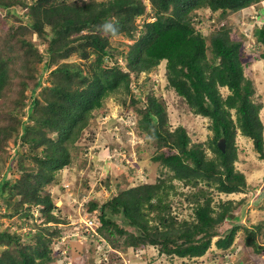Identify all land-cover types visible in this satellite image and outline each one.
<instances>
[{
    "label": "trees",
    "instance_id": "obj_1",
    "mask_svg": "<svg viewBox=\"0 0 264 264\" xmlns=\"http://www.w3.org/2000/svg\"><path fill=\"white\" fill-rule=\"evenodd\" d=\"M147 1L0 0V6L11 7L8 12L19 19L0 33V197H5L0 216L18 215L20 226H31L24 238L0 222V247L4 246L0 264L55 262L51 256L55 237L60 238L67 228L54 227L62 219L53 212L55 201L46 187L61 182L58 171L72 163L71 152L80 141L88 145L85 139L95 111L102 108L106 97L120 91L130 95V104L140 114L138 135L146 132L155 138L153 160L170 182L161 176L141 184L121 181L116 184L122 188L119 192L89 200L91 210L101 209L99 232L116 249L112 257L122 264L121 251L147 244L157 245L171 260L201 257L213 245L225 253L239 229H244L247 245L264 251V219L251 225L240 221L249 197L221 199L216 208L207 195L211 187L226 194L250 190L245 173L235 166L238 131L251 138L264 157L260 115L264 103L255 101L256 88L243 62L248 52L264 59V28L253 30L262 46L247 48L228 31L206 36L197 24L204 23L205 15L197 14L196 21L190 14L208 6L222 10L224 16L227 10L242 11L262 0ZM26 6L21 14L18 7ZM147 11L154 19L147 18ZM105 23L115 30L105 29ZM32 31L48 42L46 54L31 40ZM125 37L135 41L128 44ZM73 54L79 61L69 60ZM163 60L168 86L192 112L209 118L212 135L206 141L192 143L185 126L171 127L163 101L154 94L140 104L141 78L147 79ZM46 72L48 84L43 78ZM226 87L229 92L224 95L222 88ZM221 138L226 141L224 150L218 145ZM22 147L25 152H20ZM207 148L213 156H207ZM87 162L84 158L82 166ZM138 165L135 162L128 168L130 180ZM87 178L93 184L85 174L86 184ZM174 179L199 187L186 196L193 203L192 219L174 214L169 200ZM102 181L110 188L112 178ZM202 182L208 189L200 186ZM225 221L230 225L221 229ZM26 238L35 243L27 244ZM88 244L85 255L90 256L94 249Z\"/></svg>",
    "mask_w": 264,
    "mask_h": 264
},
{
    "label": "rangeland",
    "instance_id": "obj_2",
    "mask_svg": "<svg viewBox=\"0 0 264 264\" xmlns=\"http://www.w3.org/2000/svg\"><path fill=\"white\" fill-rule=\"evenodd\" d=\"M147 1V0H146ZM251 7V6H250ZM11 8V7H9ZM9 8H5L0 6V33L2 30H6L10 25L19 23V19L16 16H13L8 12ZM21 14H24L27 6L24 8L18 7ZM264 11V2L256 4L254 8H244L242 11H231L227 10L225 15L223 16L222 10L213 11L210 7L205 6L198 9H194L190 12L191 17L193 19H197L198 15L204 14V23L197 22V24L201 27L202 33L206 36H215L217 34H224L225 31L229 32V35L235 41H243L245 47L253 48L250 45V42L256 41L255 39H248L243 35L241 27L244 26V22L247 23L249 15L247 14L251 10ZM150 11V8H148ZM149 11H147L149 13ZM247 12V13H244ZM259 15L263 17H259L258 19H251V25L256 24V26H260L264 24V13H259ZM145 16V15H144ZM152 14L149 13L147 18L149 20L154 19ZM142 17H138L141 19ZM212 18V20H211ZM140 27L141 20H138ZM256 20V23L253 21ZM197 21V20H196ZM31 40L36 43L37 46L40 47L41 51L46 54V48L48 46V42L46 40H39L40 36L36 31H32L29 34ZM256 36V35H254ZM257 37V36H256ZM125 42L133 43L135 40L125 37ZM248 44V45H247ZM248 52L244 57V72L247 77H249L255 88L256 92L253 95L256 102L264 103V62L258 60V56L256 53H252V55ZM79 57L77 54H73L69 60H78ZM122 63H124V59H120ZM42 66V65H41ZM55 65H53L54 67ZM165 72V61L161 62L158 66L157 70H152L150 72V76L146 79L145 76L141 78V81L144 82L143 85V94L140 104L145 103L147 96L149 94H154L158 99L162 100L168 114L169 122L171 123V127H176L178 125H183L187 128L192 143L193 142H201L206 141L211 135L210 129V120L208 117L203 116L201 114H197L192 112L184 99L177 94L174 88L168 86L167 80L164 76ZM43 78L45 80V84H48L49 81L48 73H43ZM153 90V91H152ZM223 94H228V90L226 88H222ZM131 103V97L129 94L124 93L122 91L112 94L104 100L102 108L95 111L94 117L90 121L89 132L86 137V142L88 143H96L98 147H96L97 155L99 156L98 160V168L93 166L96 169L97 173H93L92 168L89 169L90 162H87L86 166H82L84 162V158L92 159V155L86 156V149L82 142H79L78 149L72 151V163L64 166L58 174L60 176L61 182L56 184H49L46 187V192L49 191L52 199L55 201V205L58 206L53 211L55 214H60L64 218L66 216H79L81 213L79 207H77L76 203L73 201L75 196H78V199L85 194L84 189L90 190L88 193L91 198L101 199L106 198L109 194H111V190L115 192H119V189L116 184L118 182H125L126 185H133L135 182L130 180L128 177V168L133 167L135 162H137L138 169L135 171V174L138 170H143L145 175L147 174L148 181L154 182L158 178L163 177L166 179L167 183L170 182L169 177L166 174H162L161 165L159 162L153 160V156L156 154L155 146V138L149 136L146 132H143L142 135H138L139 131V118L140 114L138 110H136L135 104ZM138 106V105H137ZM134 111L136 115L137 122L132 128L129 127V131L131 135L127 134V128L123 126L120 122L124 121L123 118L127 119L130 115V111ZM102 112H107L103 115ZM105 116V117H102ZM261 119L264 123V105L260 111ZM26 115L22 116V120H26ZM126 128V129H124ZM264 134V131H263ZM236 143L238 145V153L239 158L235 163L237 169L243 171L247 177L248 185L251 186L250 190L244 193H221L217 191L216 188H209L206 186L204 182L200 184V186L208 189L207 195L212 196L213 205L216 208L218 207V201L221 199L224 200H240L243 197H249V201L246 204L243 216L240 221L245 223L246 225L254 224L255 222L261 221L264 219V157L260 156V153L254 148V143L251 138L243 135L240 131H238L236 136ZM104 144L106 146H110V148L114 149L117 147L120 150H124L125 152L122 156L114 155L113 160L104 159L100 152L104 148ZM92 147V146H91ZM8 148V147H7ZM11 152H15L13 148L9 147ZM25 147H22L20 152H25ZM207 156H213V151L209 148L206 149ZM122 159L124 161H122ZM125 163V164H124ZM124 164V165H123ZM91 174L92 177L94 175L98 176V179L102 174L104 176L102 179L93 182H89L87 178V184L85 180V174ZM88 174V175H89ZM112 178V184L110 183V188L104 186L103 179L107 180V178ZM88 182L90 186H88ZM98 182L96 186L95 183ZM175 184L174 189H170L169 200L172 202V207L174 210V214L178 215L179 219H192L193 212V203L188 202L186 196L188 193L195 192L198 190L197 188H192L190 186H185L182 181L178 179H174L172 181ZM108 186V185H107ZM260 197V198H259ZM3 198L0 197V202H3ZM259 198V201H258ZM103 200V199H102ZM258 201V202H257ZM234 204V203H233ZM99 209V207H97ZM239 209H236L234 212L236 213ZM66 215V216H65ZM70 216V217H71ZM69 218V217H68ZM21 218L16 215L14 217L8 218L7 216H0V222L4 223L6 226L11 228H16L17 231L23 232L28 230L31 226L26 225L25 230H23L20 226ZM0 223V224H1ZM62 227H66L64 223L61 224ZM230 225L225 221L224 225L221 229H224ZM3 228V226H2ZM32 230H35L32 229ZM76 232H72L69 241L70 244V254H72V264H85L86 260V244L85 240L80 237ZM25 238V235H23ZM214 239V238H213ZM26 243L34 244L35 239L29 238ZM63 242V241H62ZM62 242L59 244V247H62ZM95 244L99 245V241L95 240ZM89 245V244H87ZM155 247V248H154ZM157 246H147L146 257L144 259H134L131 256H135V253L132 252L131 248L129 250L121 251L122 257L121 259L126 260L128 264H264V251L256 252L252 246L247 245L246 236L244 229H239L238 234L233 242V245L225 251L216 248L215 245L208 249L207 252L201 256L196 258L189 257H175L171 260L165 254H160L157 252ZM4 246L0 247L1 249ZM154 248V249H152ZM113 250L109 251L104 257L100 258L96 254H100L101 251L95 249V259L96 261L107 260V264H119L120 259L113 258ZM91 257H94L92 253H90ZM131 260V261H130ZM84 261V262H83ZM83 262V263H82ZM88 263V264H93Z\"/></svg>",
    "mask_w": 264,
    "mask_h": 264
},
{
    "label": "built area",
    "instance_id": "obj_3",
    "mask_svg": "<svg viewBox=\"0 0 264 264\" xmlns=\"http://www.w3.org/2000/svg\"><path fill=\"white\" fill-rule=\"evenodd\" d=\"M259 17L260 16L253 15L252 19H258ZM253 21L256 23V20H253ZM254 25H256V24H254ZM254 25H251L250 27H248L246 29L248 31L249 36H252V34H253L252 30L254 28ZM261 25H263V24H261ZM250 38L252 39V37H250ZM254 45H255V41H252V42H250V45H248V46H254ZM102 117H105V116H102ZM123 120L124 121H121V122H123L124 124H127L128 126H132V125L134 126L137 122V118H136V115L134 114V111L133 110H132V112L130 111V115L127 117V119L123 118ZM96 145L97 144L94 143V145H91L92 147L90 146V148H93ZM120 149L121 148L118 149L117 147H115L113 149V153L111 154V156L113 157L114 155H118V156L124 155L126 157V155L123 154L125 151L120 150ZM93 173H97L96 169L93 170ZM138 173H139V177H141V178L144 177L143 170H139ZM90 177L92 179L100 180L102 176L98 179L97 175H94L92 177V175L90 174ZM97 180H94V181H97ZM96 183H98V182H96ZM89 200H90L89 194H84L79 199H78V196H75L73 198V201L76 203L77 207H79V209H82V210H79L81 214L79 216H76L75 214H74V216L70 215L71 217L68 216L70 219L69 225L71 226V231L69 233L66 232L65 236H63L62 239L64 240V239H66V237L71 236L73 231L74 232L79 231L77 234L80 237H82L84 240H86L88 238L89 239L90 238L95 239L97 236V239L99 241V245H97V250L101 251V253H100V255H98V257L100 256V258H102V257H104L103 255H105L106 253L111 251V247L107 244L105 239L99 235V228L102 225V221L100 218V212L97 209H94V210L90 209V207L88 206ZM133 252L135 253V257L137 259H144L146 256L145 255V253H146L145 248L133 250ZM62 253H63V257L65 259L66 258V251L63 250ZM122 261H123L122 264H128V262L126 260L122 259ZM107 263H108V261L104 260V259L102 261H100V260L96 261V259H95V262H94V264H107ZM60 264H72V262L71 261L66 262L65 260H60Z\"/></svg>",
    "mask_w": 264,
    "mask_h": 264
},
{
    "label": "clouds",
    "instance_id": "obj_4",
    "mask_svg": "<svg viewBox=\"0 0 264 264\" xmlns=\"http://www.w3.org/2000/svg\"><path fill=\"white\" fill-rule=\"evenodd\" d=\"M146 2H148V1H146ZM261 2H264V0H262ZM260 2V3H261ZM259 4V3H258ZM255 5L256 4H253V5H251V7L250 6H248L247 8L248 9H250V8H254L255 7ZM258 12L259 13H264V11L262 10L261 12L260 11H258V10H251L250 12H244V13H247L248 15H249V18H248V21H247V23H245L244 22V26H242L241 27V30H242V33H243V35L244 36H246L248 39H251L250 37H252L253 39H255L256 41H255V45L253 46V47H257V46H262V44L258 41V39H257V37L256 36H254L255 34L253 33L252 34V36H249V34H248V31L246 30L248 27H250L251 26V19H250V16H251V18H252V16L253 15H257V16H260V17H263V16H261V15H259L258 14ZM104 28L105 29H109V30H115L114 29V27H113V25L111 24V23H105V25H104ZM256 28H264V24L263 25H260V26H256V25H254V28H253V30L254 29H256ZM252 30V31H253ZM248 45V44H247ZM226 89L228 90V88L226 87ZM228 92H229V90H228ZM133 110V109H132ZM104 115V114H103ZM102 115V116H103ZM123 126H125L126 128H127V134L128 135H131L130 134V131H129V127H131L132 128V126H128L127 124H124L123 122H120ZM97 143V142H96ZM91 145H94L93 143H88V145L86 146L87 148L86 149H88L87 151H86V156H89L90 154L92 155V159H90L89 158V161L88 162H90V164H89V169L90 168H92V170H95V168H93V166H95V167H97L98 168V165H97V163H98V160H99V156L97 155V152H96V146L95 147H93V148H90V146ZM98 147V146H97ZM124 151H125V149H124ZM113 153V149L112 148H110V146H106L105 144H104V148H103V150L100 152V154H101V156L104 158V159H110V160H113V157L111 156V154ZM91 160H94V163L93 164H91ZM122 161H124L123 159H122ZM125 164V163H124ZM123 164V165H124ZM140 167V166H139ZM139 167H137L136 168V170L139 168ZM139 171V170H138ZM144 172V171H143ZM89 173H87V176L93 181V182H95L94 181V179H92L91 177H90V174L88 175ZM102 177L104 176V174H102L101 175ZM101 177V178H102ZM135 183H138V184H141V183H144V182H146V181H148V179H147V174L145 175V172H144V177L143 178H141V177H139V173L137 172L136 174H135V177H134V180H133ZM89 192V191H88ZM87 192V193H88ZM111 192L112 193H117V192H115V191H113V190H111ZM86 194V193H85ZM84 195V194H83ZM91 199H93V198H91ZM95 199V198H94ZM88 206H89V204H88ZM58 206H56L55 205V208H57ZM54 208V209H55ZM53 209V210H54ZM95 209H97L99 212H100V218H101V221H102V217H101V215H102V212H101V209L99 208H95ZM92 210H94V209H92ZM35 212H36V214L38 213V211L35 209ZM54 212V211H53ZM57 216H58V218H60V219H66L68 222L66 223V222H64V221H60L56 226L54 225V227L57 229H59V228H67V233H69L70 231H71V226L69 225V222H70V219L68 218V216H66L67 218H64L62 215H60V214H56ZM65 224V225H67L66 227H62V225L61 224ZM103 224V223H102ZM102 226V225H101ZM100 226V227H101ZM23 230H25V228H26V226H23V227H21ZM12 229H15V230H17L16 228H12ZM29 229H31V227L29 228ZM32 229H34V228H32ZM35 230H36V228H35ZM35 230H33V231H35ZM19 232V231H18ZM22 235H25L26 233H27V230H25V231H23V232H20ZM99 235H100V232H99ZM59 236V235H58ZM57 236V237H58ZM63 236H65V234H62V236L60 237V238H57V237H55V239H56V243H55V245H54V248L52 249V251H51V256L53 257V258H56V260H55V262L53 263V264H60V260H65L66 262L67 261H71L72 262V254H70V244H69V241L71 240V238H70V236H68V237H66V239H62V237ZM101 236V235H100ZM101 237H103L104 239H105V241L107 242V244L111 247V250H113L114 249V251L113 252H115L116 251V249L111 245V243L104 237V236H101ZM95 240H98L97 239V236H96V238L95 239H86L84 242H85V244H86V247H88L89 245H87L89 242H91V244L93 245V249H94V252L92 253L93 255L94 254H96L95 253V249H97V245L95 244ZM63 241V242H62ZM61 242H62V247L63 248H61V247H59V244H61ZM154 246V244H147L146 246H140L139 248H136V249H133V248H131V250H132V252H133V250H137V249H141V248H146L147 246ZM155 246H157V245H155ZM109 247V248H110ZM129 248V249H130ZM155 248V247H154ZM154 248H152V249H154ZM157 248V252L160 254V251H159V249H158V246L156 247ZM128 249V250H129ZM63 250H65L66 251V257H67V255L69 254L70 255V258L69 259H64V257H63ZM127 251V250H126ZM125 251V252H126ZM146 251V250H145ZM162 254H164V253H162ZM85 255V254H84ZM97 256H98V254H96ZM100 255V254H99ZM145 255H146V253H145ZM86 260H84V261H87V262H85V264H88L89 262L91 263V257L90 256H88V254L86 255ZM146 257V256H145ZM93 258H95V256L93 257ZM131 258H134L135 260L137 259L135 256H131ZM83 261V262H84ZM82 262V263H83ZM95 262V261H94ZM94 264V263H93Z\"/></svg>",
    "mask_w": 264,
    "mask_h": 264
},
{
    "label": "water",
    "instance_id": "obj_5",
    "mask_svg": "<svg viewBox=\"0 0 264 264\" xmlns=\"http://www.w3.org/2000/svg\"><path fill=\"white\" fill-rule=\"evenodd\" d=\"M218 145H219V147L221 148V149H225V146H226V141H225V139L224 138H221L220 140H219V142H218Z\"/></svg>",
    "mask_w": 264,
    "mask_h": 264
},
{
    "label": "crops",
    "instance_id": "obj_6",
    "mask_svg": "<svg viewBox=\"0 0 264 264\" xmlns=\"http://www.w3.org/2000/svg\"><path fill=\"white\" fill-rule=\"evenodd\" d=\"M261 62H264V59H259Z\"/></svg>",
    "mask_w": 264,
    "mask_h": 264
}]
</instances>
